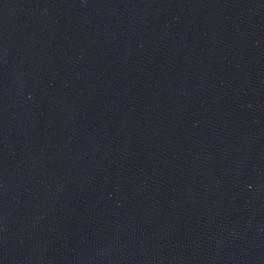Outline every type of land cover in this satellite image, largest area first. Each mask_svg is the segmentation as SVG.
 Segmentation results:
<instances>
[{
    "label": "water",
    "instance_id": "95a60500",
    "mask_svg": "<svg viewBox=\"0 0 264 264\" xmlns=\"http://www.w3.org/2000/svg\"><path fill=\"white\" fill-rule=\"evenodd\" d=\"M0 264H264V0H0Z\"/></svg>",
    "mask_w": 264,
    "mask_h": 264
}]
</instances>
